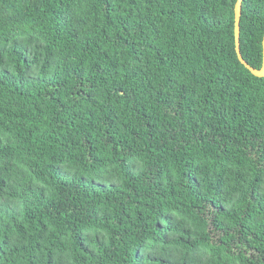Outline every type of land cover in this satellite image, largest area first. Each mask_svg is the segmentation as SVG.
<instances>
[{
	"label": "trees",
	"instance_id": "trees-1",
	"mask_svg": "<svg viewBox=\"0 0 264 264\" xmlns=\"http://www.w3.org/2000/svg\"><path fill=\"white\" fill-rule=\"evenodd\" d=\"M236 1L0 0V264H264ZM263 35L242 0L254 69Z\"/></svg>",
	"mask_w": 264,
	"mask_h": 264
},
{
	"label": "water",
	"instance_id": "water-1",
	"mask_svg": "<svg viewBox=\"0 0 264 264\" xmlns=\"http://www.w3.org/2000/svg\"><path fill=\"white\" fill-rule=\"evenodd\" d=\"M241 2L242 0H237L234 6V41H235V52L239 63L247 69L251 75L255 77H263L264 76V35L262 38V63L259 69H254L249 66L242 58L240 50H239V20L241 15Z\"/></svg>",
	"mask_w": 264,
	"mask_h": 264
}]
</instances>
